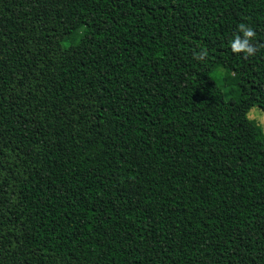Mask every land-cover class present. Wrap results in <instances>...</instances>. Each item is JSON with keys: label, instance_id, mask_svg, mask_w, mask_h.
<instances>
[{"label": "trees", "instance_id": "1", "mask_svg": "<svg viewBox=\"0 0 264 264\" xmlns=\"http://www.w3.org/2000/svg\"><path fill=\"white\" fill-rule=\"evenodd\" d=\"M254 106L264 0H0V264H264Z\"/></svg>", "mask_w": 264, "mask_h": 264}, {"label": "rangeland", "instance_id": "2", "mask_svg": "<svg viewBox=\"0 0 264 264\" xmlns=\"http://www.w3.org/2000/svg\"><path fill=\"white\" fill-rule=\"evenodd\" d=\"M248 116L257 121L264 129V111L259 106H254L250 109Z\"/></svg>", "mask_w": 264, "mask_h": 264}, {"label": "clouds", "instance_id": "3", "mask_svg": "<svg viewBox=\"0 0 264 264\" xmlns=\"http://www.w3.org/2000/svg\"><path fill=\"white\" fill-rule=\"evenodd\" d=\"M248 35H250V36H251V35H252V32H251V31H249Z\"/></svg>", "mask_w": 264, "mask_h": 264}]
</instances>
